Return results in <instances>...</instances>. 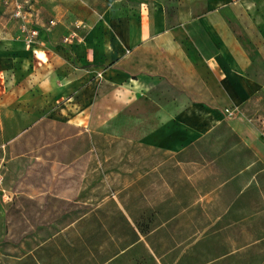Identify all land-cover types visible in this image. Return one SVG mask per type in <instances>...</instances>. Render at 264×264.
<instances>
[{
  "label": "crops",
  "instance_id": "0c3cea01",
  "mask_svg": "<svg viewBox=\"0 0 264 264\" xmlns=\"http://www.w3.org/2000/svg\"><path fill=\"white\" fill-rule=\"evenodd\" d=\"M31 1L27 47L0 0V264H264V0Z\"/></svg>",
  "mask_w": 264,
  "mask_h": 264
},
{
  "label": "built area",
  "instance_id": "2783aa9c",
  "mask_svg": "<svg viewBox=\"0 0 264 264\" xmlns=\"http://www.w3.org/2000/svg\"><path fill=\"white\" fill-rule=\"evenodd\" d=\"M4 4L12 8V18L18 25V40L25 46L30 47L39 35L36 24V13L30 0H5ZM55 26L54 21L48 23V28ZM78 28V27H77ZM72 33L64 39V43H69L71 39L76 38ZM228 116H232L229 110H225Z\"/></svg>",
  "mask_w": 264,
  "mask_h": 264
},
{
  "label": "rangeland",
  "instance_id": "374dc122",
  "mask_svg": "<svg viewBox=\"0 0 264 264\" xmlns=\"http://www.w3.org/2000/svg\"><path fill=\"white\" fill-rule=\"evenodd\" d=\"M31 1V0H30ZM5 0H2L1 2V7L5 10L6 13V17L9 21L11 22H14L13 18H12V8L11 7H8L4 4ZM31 4L33 5L32 1H31ZM18 26V25H17ZM78 27V28H77ZM18 28V27H17ZM86 28V24L84 22H72L71 25L69 24H66L65 25V30H85ZM127 119V120H126ZM126 119H122L120 122V125H118L117 127L119 128H115L113 125L111 126V129H108V131L105 133L107 134V138H115V137H130V132L129 130L125 131V130H122L120 127H122L124 125V123L126 124H129L130 122V116H127ZM118 135V136H117ZM115 150L116 148L115 147H108L107 148V153H115ZM118 150V149H117ZM3 168L1 167L0 168V185H2V179H3V175H4V172H3ZM13 198H16L15 196ZM0 201H1V196H0Z\"/></svg>",
  "mask_w": 264,
  "mask_h": 264
}]
</instances>
